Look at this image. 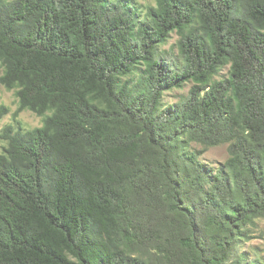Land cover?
Returning a JSON list of instances; mask_svg holds the SVG:
<instances>
[{"label":"trees","instance_id":"obj_1","mask_svg":"<svg viewBox=\"0 0 264 264\" xmlns=\"http://www.w3.org/2000/svg\"><path fill=\"white\" fill-rule=\"evenodd\" d=\"M0 66V264H263L264 0H0Z\"/></svg>","mask_w":264,"mask_h":264},{"label":"rangeland","instance_id":"obj_2","mask_svg":"<svg viewBox=\"0 0 264 264\" xmlns=\"http://www.w3.org/2000/svg\"><path fill=\"white\" fill-rule=\"evenodd\" d=\"M139 10L141 15H146L149 6H154L156 0H131ZM178 40V36L173 34L168 44L163 46L165 50H175V44ZM0 72L3 74V69L0 66ZM227 70L222 72V75H226ZM191 85H186L183 89L173 90L167 92L164 97L165 104H173L179 100L185 98ZM6 107L8 114L0 120V136L8 126H14L15 128H22L24 131L34 130L41 128L44 124V117L37 116L31 111H22L18 113L19 99L17 96V90H8L4 86H0V107ZM7 146V142L0 138V153ZM228 158V152L226 146L216 147L209 149L203 159L205 162L211 164L212 167L218 166ZM254 240L243 245L241 253L245 254L248 260L260 259L264 264V222H260L258 227L254 231ZM246 259V260H247Z\"/></svg>","mask_w":264,"mask_h":264}]
</instances>
